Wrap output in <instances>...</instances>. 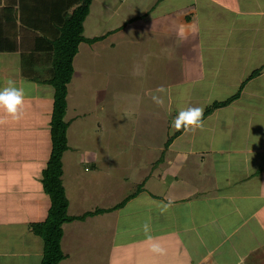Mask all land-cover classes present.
<instances>
[{
    "label": "rangeland",
    "instance_id": "obj_1",
    "mask_svg": "<svg viewBox=\"0 0 264 264\" xmlns=\"http://www.w3.org/2000/svg\"><path fill=\"white\" fill-rule=\"evenodd\" d=\"M103 1L97 0L90 6L91 15L84 23L86 37L93 36L92 29L95 31L101 27L106 28L108 24L119 23L118 19L108 18L109 13H101ZM110 1L113 6L117 5L118 0ZM252 1L254 0H239L243 9L255 8ZM259 4L264 7V0ZM204 7L210 12L217 11L226 16L237 15L238 19L233 18L224 30L219 28L221 33L207 37L204 45L207 50L204 69L208 71V68L215 67V70L220 68L223 72L214 84L210 73L204 81L197 84L185 85L184 82H179L178 77L183 78L187 73L182 66L176 69L178 77L175 76L173 85L170 79L167 82L166 78L165 82L164 72L167 71V66L163 68L165 62L162 60L160 63H153L156 68L153 77L159 74V71L163 81H158L159 75L156 83L147 76L149 80L145 78L146 80L139 84L134 76L126 77V52L133 49L126 46V40L120 39L119 44L112 46L104 43L102 48L97 47L92 54H87L85 43L80 44V54L84 56L77 54L75 57V64L79 66L68 85L66 97L65 120L70 122V148L63 157L62 178L70 201L68 214L83 215L105 204L103 207L109 204L111 207L105 210L102 217L99 212L89 215L91 218L87 217L85 221L74 220L63 224V230L68 234L66 241L62 238L61 242L64 254L68 255L63 259V264H106V258L110 256L113 261L111 264H132L131 256H135L137 251L133 249L134 245H126V238L147 236L143 228L141 229L143 222L154 214L155 207L160 205V208H163L166 205L153 198L151 193L165 195L170 200L173 194L183 196L190 190L194 194L193 187H197V191L207 188L219 189L220 194L232 193L242 187H253L250 181L236 183L235 174L245 178V159H252V162L264 160V151L248 153L249 156H245V151L241 152L238 147L247 143V147L253 149L264 136V110L257 107H264V100L259 102L258 99V93L264 96V76L248 82L244 99L234 103L235 109H231L232 113L225 112L222 107L217 115L213 113L214 115L206 119V124L214 123L216 126L220 121L226 120L229 123L227 126H232V123L235 125L233 130L231 128L225 132L221 129L222 131L218 130L217 134L212 136L210 129L200 128L195 139L179 137L166 148L169 136L174 133L171 130L172 120L181 109L191 106L205 110L214 101L231 96L239 89L241 81L264 63V16H254L242 11H226L211 2L206 3ZM132 53L135 54L133 50ZM197 65L199 67V64ZM182 72L185 75L181 74ZM45 88H48L51 98L55 88L51 84H46ZM153 93L162 97V106L153 102ZM41 106H44L43 116H48L45 123H49L53 102ZM237 109L239 110L236 111ZM251 109L254 114L245 111ZM43 141L41 151L49 159L52 148L50 131ZM220 141H225L222 148ZM221 149L225 151L220 152ZM229 159H242V162L235 167L234 160L233 169ZM209 168L213 169L214 178L212 174L209 176ZM230 173L234 179L226 178ZM74 176L79 179H74ZM142 185L146 189L145 192H141L124 207L110 210L125 201L129 195L137 193ZM35 189L42 193L43 202L49 204L50 196L45 192L41 180L35 181ZM211 191L207 192L213 195ZM181 205L185 210L187 206L192 207L189 203ZM204 205L208 207L206 203ZM210 206L213 210L216 208L212 200ZM171 211L172 209L168 208L165 213L171 214ZM219 213L227 214L224 211ZM169 219L168 226L172 227L176 220ZM262 230L260 229V234L264 235ZM243 231L239 233L241 237H245ZM44 241L45 239L40 238L43 251ZM138 249L142 250V245H138ZM18 258L19 264H32L27 257ZM35 264L40 263L37 260Z\"/></svg>",
    "mask_w": 264,
    "mask_h": 264
},
{
    "label": "crops",
    "instance_id": "obj_2",
    "mask_svg": "<svg viewBox=\"0 0 264 264\" xmlns=\"http://www.w3.org/2000/svg\"><path fill=\"white\" fill-rule=\"evenodd\" d=\"M260 1H252L255 8L243 9L239 0H118L117 5L114 4V6L110 4V0H104L101 3V13H109L108 18L118 19L119 23L118 25L108 24L106 28L101 29V27L95 31L92 29V37L105 35L109 32L111 34L104 40L93 44L83 43L88 48L87 54L89 52L92 54L97 47L102 48L104 43L112 46L119 44L120 39L126 40V46L133 48L132 50L135 52L134 55L132 50L126 52V77L134 76L135 79H138L139 84H142L145 78L148 79L147 76L151 77V81L155 83L158 75V81L162 80L159 71H157L159 74L153 77L156 69L153 63H160L161 60L165 62L163 68L167 66V71L164 72L165 82L166 78L167 82L170 79L173 85L175 76H177L176 69L182 66L187 70H185L187 73L185 71L186 75L184 72L181 73L185 75V77L182 75L183 78L177 76L179 82H184L185 85L187 83L197 84L204 81V78L206 79L210 73V77L214 78L212 82L214 84L223 72L220 68L215 70V67L208 68V71L204 69L205 51H207L204 45L207 42V37H214L221 33L219 28L224 30L227 23L232 22L233 18L237 19V15L228 14L226 16V14L217 11L210 12L204 5L211 2L226 11H242V13L263 17L264 7L260 6ZM37 2L38 0H0V36L11 39L16 42L17 46L16 52H0V87L5 86V81L8 79H13L18 86L24 87L26 93L22 119L19 121L9 120V123L0 125V149L4 150H0V264H19L17 262L19 256L27 257L28 261H32V264H35L37 260L41 264L43 257L41 237L30 230L29 225L44 220L51 205V201L49 204L43 202L42 193L35 189V181L41 180L42 170L48 161L41 148L43 139L48 137L50 122L45 123L48 116H43L42 108L44 106L41 105L53 102L55 92L50 98V92L48 88H45L48 83L41 84L24 74L21 57V54H28L32 51L34 39L38 35L34 29L27 26L28 17ZM96 2L97 0H93L92 5ZM90 13L89 15H91ZM25 21L26 24H24ZM32 25L34 26L33 23ZM2 45L0 43V47ZM80 56L82 57L84 54H80ZM74 66L76 71L79 65L75 64V59ZM262 76H264V71L250 81ZM140 79L142 81H139ZM246 87L237 100L244 99ZM258 97L259 102L264 100L261 93H258ZM237 100L233 104L223 107L224 111L232 113ZM257 107L264 110V107ZM245 111L254 114L253 109ZM219 112L218 109L214 114L217 115ZM206 119L203 121L202 128L210 129L209 133L212 136L217 134L218 130L224 129L226 132L231 128L233 130L235 126L233 123L232 126H227L229 123L226 120L220 121L217 126L214 123L210 125L206 124ZM199 129L184 131L177 138L195 139ZM248 130L255 133L250 128ZM42 131L47 134L45 135V132L42 133ZM225 141H220L221 148ZM238 147L241 152L245 151V156H249L248 153H260L264 151V136L261 140L259 139L253 149L247 147V143L240 144ZM222 151L225 150L221 149L220 152ZM229 160L234 169L232 163L235 159ZM240 160L242 159L235 160V167L242 162ZM244 162H247L246 176L240 178L235 174V178H237L235 181L236 183L250 181L254 188L244 189L242 187L232 193L220 194L219 189L207 188V190L199 189L197 191V187H193L195 188L194 194L191 193L192 190L183 196L172 193L174 197L172 196L170 200L165 195L150 192L153 198L164 204L172 202L169 207L172 209V215L163 212V208L158 205L153 209L154 214L143 222V225L149 222L153 241L158 242L166 252L164 255L152 253L150 244L153 241H150L148 236L126 238V245H134L133 249L137 251L135 256H131L132 264H257V262L264 264V235L260 234V229L264 230V160L258 159L257 162H252V159H245ZM212 173L213 169L209 168V176ZM212 176L214 178V174ZM226 178L234 179V176L230 173L226 175ZM74 179L79 178L75 177ZM145 191L144 188L143 192ZM207 191L214 194L210 195V192ZM197 193H201L205 199L200 194L195 197ZM211 200L213 204H216L214 210L210 206ZM182 203H189L192 206L191 209L187 206L185 210ZM205 203L208 207H205ZM109 205L103 207L106 206L105 204L97 208L107 210L111 207ZM221 206L225 207L221 208ZM222 211L227 214L219 213ZM104 212L100 213L101 217L104 216ZM86 218L83 221L87 220ZM92 218L94 217L92 216ZM168 218L176 220L172 225V227L175 226L174 229L169 227L170 225L168 226ZM64 227L66 228V225ZM241 231L245 237L240 236ZM67 235L64 231L63 239L65 241ZM69 240L70 238H68ZM142 241L147 243L143 244ZM138 245H142V250L138 249ZM111 257L106 258L108 259L106 264L113 262ZM63 262L64 260L60 264ZM24 263L26 264V262Z\"/></svg>",
    "mask_w": 264,
    "mask_h": 264
},
{
    "label": "trees",
    "instance_id": "obj_3",
    "mask_svg": "<svg viewBox=\"0 0 264 264\" xmlns=\"http://www.w3.org/2000/svg\"><path fill=\"white\" fill-rule=\"evenodd\" d=\"M93 0H38L27 21V26L34 29L38 35L34 39L32 51L21 54L22 71L36 82L48 83L55 88L53 108L50 118V133L52 148L46 166L42 170V184L50 196L51 205L44 221L29 225L30 230L45 239L41 264H60L66 257L61 242L64 235L63 224L74 220H84L91 214L104 212L106 209L96 208L83 215L68 214L69 199L63 183L65 152L68 144V128L70 122L65 120L67 108L68 85L75 73L74 59L80 51V44H89L104 40L105 35L86 37L84 23L90 13ZM34 24V26L32 25ZM26 24V21L25 23ZM0 52H16V42L0 36ZM47 70H43V69ZM42 70V71H41ZM264 71V64L256 68L240 85L236 93L214 101L203 112V121L217 109L229 106L239 99L248 82ZM43 77L45 79H43ZM184 131H176L169 136L166 148ZM146 182V180H145ZM145 185V184H144ZM140 186L137 193L129 195L125 201L111 209H119L144 191Z\"/></svg>",
    "mask_w": 264,
    "mask_h": 264
},
{
    "label": "clouds",
    "instance_id": "obj_4",
    "mask_svg": "<svg viewBox=\"0 0 264 264\" xmlns=\"http://www.w3.org/2000/svg\"><path fill=\"white\" fill-rule=\"evenodd\" d=\"M163 91V89H160ZM25 89L18 86L16 81L8 79L5 81V86L0 87V125H4L11 121H19L23 117V109L25 102ZM152 100L158 106L163 105V99L155 94L152 95ZM203 108L201 107H187L181 109L178 114L173 118L171 124V130L176 131H195L196 129L203 127ZM171 201L163 206L162 211H167L171 207ZM143 231L148 236L150 241H153L150 233V225L145 223L143 225ZM150 251L157 255H164L166 250L158 242L153 241L150 244Z\"/></svg>",
    "mask_w": 264,
    "mask_h": 264
}]
</instances>
